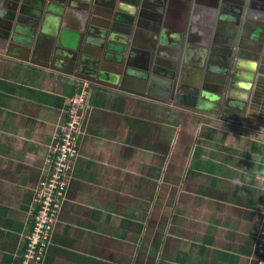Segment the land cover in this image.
Instances as JSON below:
<instances>
[{
  "label": "crops",
  "instance_id": "crops-1",
  "mask_svg": "<svg viewBox=\"0 0 264 264\" xmlns=\"http://www.w3.org/2000/svg\"><path fill=\"white\" fill-rule=\"evenodd\" d=\"M122 1L0 0V264H22L49 156L82 94L79 154L42 264H258L264 109L259 124L240 107L264 98V0L153 2L161 38L146 29L110 51L122 38H101L103 23L142 11ZM223 47L238 88L221 101L215 85L192 87L189 109L205 54Z\"/></svg>",
  "mask_w": 264,
  "mask_h": 264
},
{
  "label": "built area",
  "instance_id": "built-area-1",
  "mask_svg": "<svg viewBox=\"0 0 264 264\" xmlns=\"http://www.w3.org/2000/svg\"><path fill=\"white\" fill-rule=\"evenodd\" d=\"M87 100V94H82L72 101L61 141L49 156V173L37 191L33 227L22 264H42L47 256L57 219L68 196L73 162L79 154V139L88 106ZM259 249L258 264H264V233Z\"/></svg>",
  "mask_w": 264,
  "mask_h": 264
},
{
  "label": "water",
  "instance_id": "water-1",
  "mask_svg": "<svg viewBox=\"0 0 264 264\" xmlns=\"http://www.w3.org/2000/svg\"><path fill=\"white\" fill-rule=\"evenodd\" d=\"M65 1H67V0H65ZM136 14L137 13H135V15ZM142 16H144V15H142ZM96 23H98V22H96ZM135 24H137V19L134 16L132 17V16H129V15L123 13V11H122V12H119L118 14L115 15V19H114L113 23H111L109 21V23H105V24L103 23V25L101 27L103 29H105L106 32L109 29V30H112V33L118 32V33L124 35L125 39H126V43L124 46L126 49H128V46H130L131 41L133 40L132 37H136L135 31L133 30V26H135ZM105 31L101 32L100 37L103 39H106V40L113 41L112 39L108 38L107 34H105ZM134 46H135V43H134ZM112 47L114 48V45H112ZM113 48H111V49H113ZM225 48H227V47H223L220 49L221 51H217L216 54L219 55V57H216L217 55L215 56L212 51H211L212 53H211L210 57L205 54L204 58H209V60H207L206 64L204 62V65L201 66L202 72L199 74L200 79L196 80V82H192V84L189 85L190 97H188V98L190 101H188V103L191 104L188 107L189 109L193 108L192 105L193 106L196 105L195 100H197L196 98H198L197 90L193 89L192 87L199 88V87L203 86L204 90L208 91V90H210V87L212 85H215V89L213 90V92H215L216 94L219 95V96L216 95L217 96L216 98L221 100V101L223 100L222 96L225 95V93L229 94V92H232V89L238 88L236 86L235 80L239 79L238 73L240 72L241 67L238 66L239 63L236 64L237 67H236V65H234L235 57L233 56V51H231L230 49H225ZM203 52L206 53L209 51H203ZM104 53H105V51H102V52H100L99 55L103 56ZM255 62L258 64L257 60ZM262 63H264V61ZM150 64H151V61H149L145 65L144 69L147 71L150 70L148 67ZM128 65L131 66L132 62H130ZM145 78H148V75H145ZM251 88L253 89L252 83H251ZM247 90L250 91V88L248 87ZM178 91L180 93L182 92V90L180 88H178ZM207 94H209V93H207ZM254 94H255V97L253 99V103L249 108H246L245 103H243V106L240 107V109L242 111L247 113L248 120H251L252 123H253V117L257 116L256 112L257 113L261 112V111L258 112V107H262L264 109V98L260 97V95H259L260 93H258V92H255V93L253 92V95ZM249 95L252 96L251 93H249ZM176 101H180V97H178L176 99ZM220 105H221V103H220ZM255 105L258 106L256 112L254 110ZM229 106H230V104H229ZM255 119H257L259 121L258 122L255 120L256 123L263 124V123H261L262 118L256 117ZM263 126H264V124H263Z\"/></svg>",
  "mask_w": 264,
  "mask_h": 264
},
{
  "label": "flooded vegetation",
  "instance_id": "flooded-vegetation-1",
  "mask_svg": "<svg viewBox=\"0 0 264 264\" xmlns=\"http://www.w3.org/2000/svg\"><path fill=\"white\" fill-rule=\"evenodd\" d=\"M128 1H132L134 2L135 4H137V8L138 7H141L142 11L141 13L138 15V17H135L137 20V24H136V29H137V35L136 37H134L133 39L137 42V45L139 44V41L143 39V35L145 34V32L143 31H146L147 30H152V31H160V26H153V24L151 25L150 23V20L149 18H151L152 20H154L155 16H154V12H152V9H153V2H155L156 4H159L161 5L162 4V7H167V4H168V0H123L122 2L125 3V2H128ZM113 7H115V5L112 4ZM155 7H158V6H155ZM165 10V9H164ZM133 11L136 13L135 10H132V11H129V16H132L133 17ZM125 12V11H124ZM126 13V12H125ZM144 15V16H142ZM142 16V17H141ZM158 16H156V19H157ZM210 21V19H209ZM134 26H133V30H134ZM162 31V29H161ZM161 31L159 32V37L161 38ZM110 33V34H107L108 38L109 39H112L114 42L116 41V39L118 38L117 36L120 34V33ZM147 34V33H146ZM122 38L120 40L119 43H122V47H119V49L117 50L116 48H113L112 50L110 51H126L127 49L124 47V44L126 43V39H125V36L120 34ZM179 46L182 44V41L180 40L178 42ZM125 49H124V48ZM153 51H156V50H153ZM159 51V50H158ZM253 77V76H252ZM253 79V78H252Z\"/></svg>",
  "mask_w": 264,
  "mask_h": 264
}]
</instances>
